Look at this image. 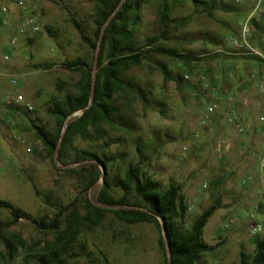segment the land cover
Here are the masks:
<instances>
[{
  "label": "rangeland",
  "instance_id": "374dc122",
  "mask_svg": "<svg viewBox=\"0 0 264 264\" xmlns=\"http://www.w3.org/2000/svg\"><path fill=\"white\" fill-rule=\"evenodd\" d=\"M29 1L38 8L41 33L33 41L20 40L12 51L11 34L0 32V200L11 202L34 217H54L57 205L75 203L80 206L87 198H94L102 180L86 192L88 176L65 172L79 169V165L62 169L54 164L32 123L44 126L53 134L58 132V122L48 109L67 95L75 94L81 79L79 73L66 70L63 64L80 58L90 63L93 58L91 48L72 21L75 20L85 36L94 42L99 0ZM198 1L206 4L195 0H149L140 8L138 16H133L132 28L141 42L161 35L160 12L165 6L171 19L188 18L189 21L180 27L172 25L169 39L160 45L182 54L193 53L201 61L189 66L164 54L147 55L148 58L124 78L144 90L149 105L141 97L132 95L128 101L119 99L117 102L131 124L132 133L105 127L109 148L105 140L95 135L88 140L77 138L69 152L72 156L81 150L97 151L100 156H118L123 160H118L112 172L123 176L131 163L140 161L137 152L140 146L143 158H148L142 165L144 172L165 187L170 184L182 187L189 206L183 227H190L217 200L221 203L203 232L204 241L217 249L205 254L198 264H240L241 254L253 256L256 240L264 239V230L259 237L249 233L254 221L264 228V207L258 209L255 198L263 185L257 171L245 176L246 185L243 178L246 166L262 155L263 145L259 150L261 138L248 132L246 134L254 138V145L239 147L242 135L226 123L223 115L216 121L212 119L207 127L201 125V118L206 104L211 101L210 84L217 82L219 94L223 91L221 87H230L224 79L216 78L225 77L227 64L234 72L239 67L245 80L255 72L251 70L253 63L246 59L248 56L237 55L242 51L236 50L231 40L239 42L248 18H255L264 26V1L257 8V0H219L220 7L226 9L219 7L213 12L209 10L210 0ZM249 26V42L264 44V34L256 31L251 23ZM47 27L52 34L47 32ZM209 38L223 40L224 44L217 45ZM8 51L12 53L11 59L4 62L2 56ZM160 64L167 66L174 80L164 77ZM42 65L50 68H38ZM199 74H204L207 82H201ZM183 75H189V83L177 82ZM12 80H17V84H12ZM18 95L33 104V112L15 103ZM236 110L246 111L248 120L255 125L259 109L254 102L246 110L237 103ZM222 139L230 140L232 146L224 159L215 152L216 143ZM37 191L41 196H37ZM117 194L121 196L118 191ZM253 215L255 218H251ZM9 219L10 214L0 210V222ZM13 236L21 238L26 246L19 249L15 258L7 256L2 264H25L29 254L41 252L45 243L53 239L52 233L40 231L25 220L6 231L8 240ZM85 237L95 258L99 259L98 264H164L160 233L152 224L128 225L113 214H107L101 226L85 230ZM5 250V243L0 240V252ZM73 264L96 263L83 257Z\"/></svg>",
  "mask_w": 264,
  "mask_h": 264
},
{
  "label": "trees",
  "instance_id": "16d2710c",
  "mask_svg": "<svg viewBox=\"0 0 264 264\" xmlns=\"http://www.w3.org/2000/svg\"><path fill=\"white\" fill-rule=\"evenodd\" d=\"M148 2L149 0H99L95 11L94 42L85 36L75 20L72 21L82 39L91 48L92 61L88 63L80 58L63 64L66 70L79 73L81 79L75 94L67 95L48 109V113L58 122V132L53 134L35 122L32 123V127L54 164L57 155L62 166L79 165V169L71 168L65 172L87 175L89 179L86 192L95 187L98 181L102 180V184L95 197L87 198L83 205L79 206L75 203L67 206L57 205L54 217H34L13 203L0 200V210L10 214L8 221L0 222V240L6 245L5 252H0V264L7 259V256L11 259L15 258L19 249L26 246L18 236H13L12 240L6 238V231L22 220L32 223L40 231L53 234V239L45 243L41 252L27 256L25 264H73L83 257L98 264L99 259L95 258V253L89 247L85 230L101 226L107 214H113L117 220L128 225H154L160 233L159 245L163 252L164 264H198L205 254L217 249V246L208 245L204 241L203 232L209 220L221 208L220 201L217 200L199 215L190 227H183L189 206L182 187L175 184L165 187L144 172L142 165L148 161V158H143L144 154L140 146L137 147L140 161L137 164L131 163L123 176L118 173L113 175L114 171L112 172V167L121 159L118 156L107 154L100 156L97 151L89 150H81L72 156L69 152L70 145L77 138L88 140L95 135L105 140V145L109 148L111 144L106 141L108 130L105 127L118 128L127 134L132 133L131 124L117 107V102L119 99L128 101L132 95L141 97L143 102L149 105L144 90L124 78L133 67L140 66L148 58L147 55L164 54L189 66L193 62L201 61V58L193 53L182 54L175 49L160 45L163 40L169 39L172 25L180 27L189 21L188 18L171 19L165 6L160 12L163 29L161 35L146 38L144 42L137 39L132 28L133 16L137 17L140 8ZM195 2L206 4L198 0ZM210 4V12L220 7L219 0H210ZM220 8L226 9V7ZM111 17L105 28L100 48L93 104L90 106L95 54L102 29ZM250 23L256 31L264 34V26H261L255 18H252ZM46 30L52 34L49 27ZM27 40L33 41L31 38ZM208 40L217 45L224 44L223 40H213V38ZM215 57L219 56L215 54ZM246 59L253 63L251 70L258 74L260 80L263 75L261 60L251 56ZM158 66L167 80H174L167 66L163 64ZM38 68L49 69L50 66L42 65ZM225 72L226 76L232 77L235 73L228 67ZM183 81H185L184 75L177 80L180 84ZM87 107L89 108L84 114L73 116ZM65 127V135L62 137ZM57 169L60 171L59 168ZM103 170L104 179H102ZM117 191L121 196H118ZM36 194L41 196L38 191ZM45 203L51 205L47 200ZM240 264H264V239L256 240L253 256L241 254Z\"/></svg>",
  "mask_w": 264,
  "mask_h": 264
},
{
  "label": "built area",
  "instance_id": "2783aa9c",
  "mask_svg": "<svg viewBox=\"0 0 264 264\" xmlns=\"http://www.w3.org/2000/svg\"><path fill=\"white\" fill-rule=\"evenodd\" d=\"M240 1V0H238ZM264 0H257V8L262 5ZM40 15L37 6H34L29 0H0V26L4 29H9L13 22L18 25L14 33L10 35L9 47L15 50L18 47L19 41L22 39L35 38L41 33L42 29L39 25ZM250 18L247 19L242 27L239 42L231 40L235 49L241 50L240 54L251 57H256L261 60L263 65V75L259 80L258 74L253 72L249 77V82L243 85L238 90L229 93L226 99H223L218 93L217 82L210 84L212 92V100L206 104L202 113L201 125L207 127L212 122L213 117L222 113L228 125L235 128L240 135H245L248 132H254L255 126L248 120L246 111L238 112L232 107L234 104H240L243 109H249L254 102L255 106L260 110L258 121L261 125L260 138L263 145L262 155L252 159L250 166H246L243 174L244 184H247L245 176L252 171H257L259 181L263 185L262 191L256 195L258 202L257 208L264 207V45L259 47L249 42L250 36ZM11 51L5 52L2 56L4 62H9L11 59ZM201 82H207L204 74H199ZM184 80H189V76L185 75ZM260 82H259V81ZM12 84L16 85L17 80H12ZM254 98V101L252 100ZM15 103L23 106L28 112L34 111V106L28 102L24 96L18 95ZM230 106L232 108H230ZM227 109V110H226ZM231 142L227 139L219 140L215 145V152L219 158L224 159L226 154L231 149ZM258 156V155H257ZM251 218H255L253 215ZM263 225L254 221L249 227V233L252 237L260 236L263 233Z\"/></svg>",
  "mask_w": 264,
  "mask_h": 264
},
{
  "label": "crops",
  "instance_id": "0c3cea01",
  "mask_svg": "<svg viewBox=\"0 0 264 264\" xmlns=\"http://www.w3.org/2000/svg\"><path fill=\"white\" fill-rule=\"evenodd\" d=\"M249 17V16H248ZM247 17V18H248ZM18 28V25L16 24V23H14L13 22V24H12V26L9 28V29H2V30H0V32L1 33H4V34H7V33H9V34H12V33H14L15 31H16V29ZM10 38V37H9ZM226 67H228L229 69L231 68L230 67V65L229 64H227V66ZM226 67H225V69H226ZM237 69H238V71L237 72H235L234 73V76L232 77V76H226V74H225V77L224 76H222V75H218V76H216V78L219 80V79H224V81H225V84H227V85H230V87H229V89H224L223 87H221L222 88V90L224 91H220V93L221 94H219L221 97H228L229 96V93L230 92H232V91H234V90H238L239 88H241L243 85H245L246 83H248L249 82V80L247 79V80H245V79H243V76H241V71L239 70L240 68L239 67H237ZM226 73V72H225ZM225 99V98H224ZM210 100H212V94H211V96H210ZM236 105L237 104H234L232 107H234V108H236ZM231 106H230V108H232ZM227 110V109H226ZM244 111V110H243ZM239 112V111H238ZM240 112H242V111H240ZM239 112V113H240ZM258 112V114H260V110H258L257 111ZM222 113H219V114H217L214 118H213V121H216V120H218L219 118H220V115H221ZM221 117H222V115H221ZM255 131H254V134H256L257 135V138H260V130H261V125H260V123H259V121H258V118H255ZM233 130L235 131V132H237L236 130H235V128H233ZM238 133V132H237ZM254 138H253V136H252V134H249V135H247V134H245V135H242L240 138H239V141H238V146L239 147H241V148H247V146H252V145H254L253 143H254ZM261 144L262 143H259V150H260V146H261ZM258 146H257V148H258Z\"/></svg>",
  "mask_w": 264,
  "mask_h": 264
},
{
  "label": "water",
  "instance_id": "95a60500",
  "mask_svg": "<svg viewBox=\"0 0 264 264\" xmlns=\"http://www.w3.org/2000/svg\"><path fill=\"white\" fill-rule=\"evenodd\" d=\"M112 19V17L109 19V21L105 24V26L103 27L102 29V33H101V36H100V39H99V42H98V47H97V50H96V54H95V59H94V64H93V81H92V93H91V102H90V106L93 104V97H94V88H95V81H96V73H97V68H98V61H99V54H100V48H101V45H102V42H103V37H104V33H105V28L107 26V24L110 22V20ZM89 107L83 109L82 111L74 114L73 116L81 113V114H84L87 109ZM65 129L66 127L64 128V132L62 134V137H64L65 135ZM55 162L57 165H59L62 169H69L71 168L72 166L71 165H66V166H62L60 165V161L59 159L57 158V155H55ZM105 177V171L103 170V173H102V179H104ZM110 208H114V207H110ZM162 230H163V233L165 234V229H164V225L162 224ZM168 256L170 257V254H169V251H168ZM171 264V263H170Z\"/></svg>",
  "mask_w": 264,
  "mask_h": 264
}]
</instances>
